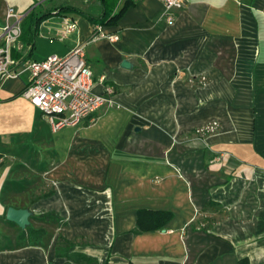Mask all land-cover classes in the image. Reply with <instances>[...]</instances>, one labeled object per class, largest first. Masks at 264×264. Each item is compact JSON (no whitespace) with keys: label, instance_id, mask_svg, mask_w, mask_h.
Segmentation results:
<instances>
[{"label":"crops","instance_id":"1","mask_svg":"<svg viewBox=\"0 0 264 264\" xmlns=\"http://www.w3.org/2000/svg\"><path fill=\"white\" fill-rule=\"evenodd\" d=\"M93 1L96 14L0 0V31L8 6L26 38L35 29L23 52L87 42L94 90H113L92 121L54 131L22 96L27 73L0 83V264H76L56 256L60 233L97 264H264V0H185L171 22L161 0H132L100 25L116 41L92 38ZM30 11L49 15L34 26ZM9 206L28 208L29 225Z\"/></svg>","mask_w":264,"mask_h":264},{"label":"built area","instance_id":"2","mask_svg":"<svg viewBox=\"0 0 264 264\" xmlns=\"http://www.w3.org/2000/svg\"><path fill=\"white\" fill-rule=\"evenodd\" d=\"M167 21L181 10L185 0H161ZM24 15L14 7L5 10V21L0 31V83L27 73L28 83L22 96L35 106L52 130L75 126L83 120L94 119V114L108 101L112 88L94 90V75L85 57L87 42L73 46L65 55L50 54L43 59L25 57L20 47L21 22ZM74 22H66L67 32L74 30ZM93 39L118 40L115 33H106L94 25ZM199 131V130H197ZM219 157L213 158L218 161ZM212 162V161H211Z\"/></svg>","mask_w":264,"mask_h":264},{"label":"trees","instance_id":"3","mask_svg":"<svg viewBox=\"0 0 264 264\" xmlns=\"http://www.w3.org/2000/svg\"><path fill=\"white\" fill-rule=\"evenodd\" d=\"M119 0H102L103 2V6H104V10L102 15L100 16H94V17H88L89 21L91 24L93 25H112L115 24L116 21L119 19V17L122 15V13L124 12L125 8L131 4L132 0H126L125 2L121 3L119 6V3H117ZM118 4V5H117ZM60 11L63 10H73L72 7H68V6H61L59 7ZM27 15H29V20L33 19V25L37 26L38 23L44 19L45 17H47L49 15V12L47 14H43L41 16H36V14L34 13V11H30ZM21 28H22V22H21ZM31 28V24L30 27ZM30 36L29 38H26L25 35L23 34V30L22 33L20 35V41L24 44H31L30 42H32L33 37L35 36V29L32 30H28ZM23 44V45H24ZM25 57L27 58H31L30 57V53H26ZM151 214H156V213H151ZM161 214V216L157 217V219H161L162 221H160L159 223L154 224V227H159L168 217L169 215L166 213H159ZM45 217H47V219H52L53 217L55 218V214L53 213H48L44 215ZM166 216V217H165ZM152 221H154V216L151 217ZM140 219V220H139ZM142 222V217H141V213L138 214V220H137V225L144 229L143 227L147 226L148 228H153L152 224H147V225H143L141 224ZM137 232V231H134ZM44 230L43 229H37V230H32L31 232V239L32 240H39L43 235H44ZM75 240H68L64 235H62L61 233L58 236L57 239V243L55 246V254L56 256L59 257H65L66 258V262L70 263V262H74L76 264H97V259L95 257L86 255L82 252H70L69 249L74 245ZM126 264H131L126 263ZM239 264H248L246 262V260H240Z\"/></svg>","mask_w":264,"mask_h":264},{"label":"water","instance_id":"4","mask_svg":"<svg viewBox=\"0 0 264 264\" xmlns=\"http://www.w3.org/2000/svg\"><path fill=\"white\" fill-rule=\"evenodd\" d=\"M122 66L126 68H131L132 64L128 60L122 61ZM6 219L16 223L20 228L24 229L29 225V217L31 216V211L28 208H14L12 206L6 209Z\"/></svg>","mask_w":264,"mask_h":264},{"label":"rangeland","instance_id":"5","mask_svg":"<svg viewBox=\"0 0 264 264\" xmlns=\"http://www.w3.org/2000/svg\"><path fill=\"white\" fill-rule=\"evenodd\" d=\"M59 2L65 3V4L79 5L80 7L91 12L92 14L98 13V10L96 8L97 5L94 6V4H98V3L96 1H93V0H91V2H89V5L83 4V0H59ZM80 25L81 26L83 25V27L85 26L84 23H81ZM195 133L198 134L196 131H195Z\"/></svg>","mask_w":264,"mask_h":264}]
</instances>
